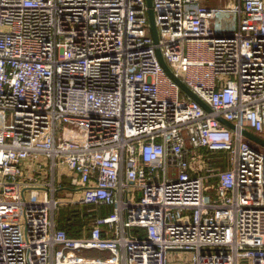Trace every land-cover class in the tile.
<instances>
[{
	"label": "built area",
	"instance_id": "built-area-1",
	"mask_svg": "<svg viewBox=\"0 0 264 264\" xmlns=\"http://www.w3.org/2000/svg\"><path fill=\"white\" fill-rule=\"evenodd\" d=\"M151 7L0 0V264H264V0Z\"/></svg>",
	"mask_w": 264,
	"mask_h": 264
},
{
	"label": "rangeland",
	"instance_id": "rangeland-1",
	"mask_svg": "<svg viewBox=\"0 0 264 264\" xmlns=\"http://www.w3.org/2000/svg\"><path fill=\"white\" fill-rule=\"evenodd\" d=\"M205 1V0H204ZM209 5L217 6V7H224L226 3L228 2H235V0H206ZM148 16V15H147ZM149 23V22H148ZM236 24H237V16L233 13L230 14H217L214 19L211 20V28L212 30L218 34V35H228L231 34L233 31L236 30ZM250 131V130H249ZM247 143H249L251 146L256 147L259 151L264 153V146L260 144H256V142L248 139H244ZM216 157H222L225 158V153L220 152L216 155ZM213 184L212 181L208 183L209 186ZM209 195L215 200V193L214 191H209ZM217 201V200H215ZM86 209L89 207H85ZM101 212L103 214H108L111 212V208L108 207H102ZM183 254V253H182ZM174 255V253H168V261L169 263L170 259H175L177 256ZM87 257H93V258H103L102 255H97L95 252H87ZM242 264V263H241Z\"/></svg>",
	"mask_w": 264,
	"mask_h": 264
},
{
	"label": "water",
	"instance_id": "water-1",
	"mask_svg": "<svg viewBox=\"0 0 264 264\" xmlns=\"http://www.w3.org/2000/svg\"><path fill=\"white\" fill-rule=\"evenodd\" d=\"M146 1V5H147V15H148V22H149V26H150V31H151V36L154 40L155 43H157L158 41V37H157V32H156V28H155V25H154V16H153V11H152V7H151V0H145ZM157 55H158V58H159V61L163 67V69L166 71V73L172 77L176 82L177 84L179 85V87L184 91L186 92L194 101L198 102L205 110L209 111V108L196 96L194 95L184 84H182L178 79L174 78L172 73L169 71V69L167 68L166 64L164 63L161 55H160V52L159 50L157 49ZM220 121L222 123H224L226 126H228L229 128H234L233 125L224 120V119H220ZM242 134L248 138L249 140H252L262 146H264V140L256 137L255 135L251 134L250 132L246 131V130H243L242 131Z\"/></svg>",
	"mask_w": 264,
	"mask_h": 264
},
{
	"label": "trees",
	"instance_id": "trees-1",
	"mask_svg": "<svg viewBox=\"0 0 264 264\" xmlns=\"http://www.w3.org/2000/svg\"><path fill=\"white\" fill-rule=\"evenodd\" d=\"M80 209L78 207L63 208L59 213L60 226L64 227L70 236L79 235V225L81 222ZM69 222V223H67Z\"/></svg>",
	"mask_w": 264,
	"mask_h": 264
},
{
	"label": "crops",
	"instance_id": "crops-1",
	"mask_svg": "<svg viewBox=\"0 0 264 264\" xmlns=\"http://www.w3.org/2000/svg\"><path fill=\"white\" fill-rule=\"evenodd\" d=\"M172 253H174V255H176L177 257L179 256L178 252H172ZM169 264H178V261H174V259H170V263Z\"/></svg>",
	"mask_w": 264,
	"mask_h": 264
}]
</instances>
